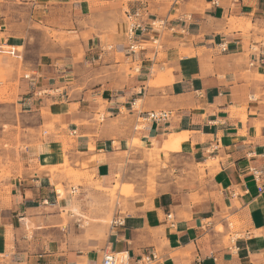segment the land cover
<instances>
[{
	"label": "crops",
	"instance_id": "1",
	"mask_svg": "<svg viewBox=\"0 0 264 264\" xmlns=\"http://www.w3.org/2000/svg\"><path fill=\"white\" fill-rule=\"evenodd\" d=\"M0 27V264H264V0H0Z\"/></svg>",
	"mask_w": 264,
	"mask_h": 264
},
{
	"label": "rangeland",
	"instance_id": "2",
	"mask_svg": "<svg viewBox=\"0 0 264 264\" xmlns=\"http://www.w3.org/2000/svg\"><path fill=\"white\" fill-rule=\"evenodd\" d=\"M19 51H22L21 48L18 49ZM5 58L4 56H0V59ZM8 59H13L16 61V58H11V57H7ZM29 74V73H26ZM4 82V78L0 77V84ZM2 95H12V91L9 90V87L4 86L0 88V102L5 100L7 102H13L12 98L10 97H6V98H2ZM19 122V117L16 111H13L12 109L10 110V112L7 111H0V125L4 128V136L0 133V150H8L10 151L12 149V141L13 140H18L20 139V132L21 129L20 127H15L13 126L14 124ZM1 128V127H0ZM154 158V157H152ZM151 158V159H152ZM10 159V157H9ZM10 164H11V160H10ZM9 164V165H10ZM2 162H1V158H0V167L2 168V172L0 173V183L2 181L1 176L2 175H7V173L4 171L5 168H3L2 166ZM160 163L152 161V166L148 175V183H147V187H146V192H147V196L149 195H155L156 194V177L160 174ZM11 166V165H10ZM68 163L66 162L65 165L63 166L62 171L63 172H67V176L69 178H73L77 179V174L72 172V170H68ZM74 180L75 185H77L79 182ZM121 185V178H118V181L116 182V185L114 187L113 190H110L108 193V200L105 202V204H107L108 206L111 207L112 211L113 208L115 207L117 202H120L119 199V189L121 190L122 194L125 196H129V195H133L134 194V186H120ZM57 191L60 192L61 194L59 196L61 197H65V189L61 184H58L57 186ZM113 213V212H112ZM93 217H89L87 220H85V222L83 223L84 227L88 228L91 231V235L92 236H97V232H93V225H89L87 223H93L95 221H93ZM111 222V217L107 219V223L109 224ZM220 231L221 227L218 228ZM96 230V229H94ZM228 240V237H227Z\"/></svg>",
	"mask_w": 264,
	"mask_h": 264
},
{
	"label": "built area",
	"instance_id": "3",
	"mask_svg": "<svg viewBox=\"0 0 264 264\" xmlns=\"http://www.w3.org/2000/svg\"><path fill=\"white\" fill-rule=\"evenodd\" d=\"M139 13H135L133 15L128 16V24H127V37L130 42L129 48L132 52H137V40L136 33L137 31L142 29V23L139 20ZM158 24V23H157ZM159 25V24H158ZM162 25V24H161ZM2 31L0 27V32ZM0 56L11 57V58H21V51L17 48L12 47L8 40L5 37H0ZM28 78V76H26ZM170 117V114L165 111H153L149 112L146 115V119L148 121H153L156 123L166 122ZM171 218V215L168 216ZM124 253H113L106 252L103 256L102 264H128V256L124 255ZM156 256L152 254V259H155ZM149 262V258H146Z\"/></svg>",
	"mask_w": 264,
	"mask_h": 264
},
{
	"label": "bare ground",
	"instance_id": "4",
	"mask_svg": "<svg viewBox=\"0 0 264 264\" xmlns=\"http://www.w3.org/2000/svg\"><path fill=\"white\" fill-rule=\"evenodd\" d=\"M59 194H61V191L59 192ZM124 255H126V254H124ZM124 255H123V256H124Z\"/></svg>",
	"mask_w": 264,
	"mask_h": 264
}]
</instances>
